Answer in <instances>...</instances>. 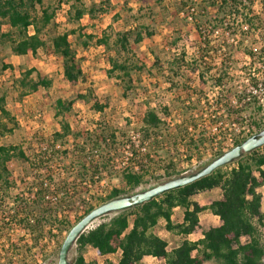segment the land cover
I'll return each instance as SVG.
<instances>
[{"label": "trees", "instance_id": "trees-1", "mask_svg": "<svg viewBox=\"0 0 264 264\" xmlns=\"http://www.w3.org/2000/svg\"><path fill=\"white\" fill-rule=\"evenodd\" d=\"M253 3L254 0H176L171 4L174 10H170V6L163 4L162 0H154V6H139L136 12H132V8H126L129 18L132 19L129 25L123 26L120 30L108 27L101 30L99 36L87 33L88 40L83 41L82 45L86 47L87 41L94 39L97 45L106 49L109 64L107 75L121 83L124 97H128L136 89L137 75L144 70L149 75L152 71L161 75L167 70L164 79L169 86L184 91L188 88L182 75L184 70L197 74L201 82L199 90L205 85V74L212 70L215 71L212 74L214 83L223 85L221 83L223 80L230 81L231 48L239 47V42L242 43L252 32L259 34L263 31L256 24L260 22L261 14L252 13ZM260 5L264 13V0H260ZM156 6L157 11L154 10ZM111 9V0H98L89 6H85L83 0H74L69 5L68 18L78 21L87 14L90 20H95L100 15L109 13ZM55 11L56 6L45 4V0H0V44L9 43L10 52L14 55L27 53L35 55L40 49L48 55H58L61 57L65 81L70 85L86 83L87 77L81 59L69 41L70 34L76 35V38L80 34H76L73 28L57 32L54 23ZM160 14L163 15L162 21H166L170 15L180 16L184 26L195 35L196 44H193L195 50L191 53L185 45L186 39L190 37V33H185V28L171 30L157 47L163 49V52L171 51L172 56L163 63L161 58L154 54L152 63L147 66L139 61L133 46L139 44L145 37L151 38L157 33L154 20ZM117 16L115 15L113 19ZM4 23L10 27L9 31H2L1 26ZM30 27L33 29L31 33ZM48 30H52L53 33L48 35ZM238 35L239 39L230 40V36ZM255 43L244 49L252 57L257 50L263 66L264 42L258 47ZM189 55L196 57L189 58ZM1 68L12 66L2 63ZM250 80L254 83L255 78ZM16 82L20 89V98L37 91L40 87L49 88L52 83L49 78L32 67L21 69ZM191 94L187 93L186 96ZM236 96L240 100L242 94ZM76 99L89 103L98 113L106 107L99 102L90 85L73 99L57 98L54 102V114L59 116L70 111ZM161 109L162 113L168 115L166 106ZM185 109L190 107L185 106ZM134 117L139 124L135 128V134L140 135L139 144L137 150L130 149L127 159L129 166L121 173L123 186L132 190L139 186L147 175H151L148 167L141 163L136 166L133 158L140 156L143 159L148 156V153H143L142 150L146 149L147 142L152 136L159 137L163 131L161 127L165 125L164 119L154 107H147L144 111L135 113ZM59 125L60 129L54 131L49 139L39 143L40 150L31 154H27L20 145L0 143V190H6L11 186L12 174L8 163L12 158L24 161V172L29 169L31 172L39 173L25 188L28 194L34 195V200H29L30 197L27 199L21 192L16 194L13 198L15 202H20L22 207L12 210L11 214L7 212L6 217L0 221V235L8 237L9 228L16 224L31 236V247L37 246L39 241L45 238L44 233L51 238L63 231L67 233L71 227L57 218L54 220L56 223L51 224L52 222L45 217V212H42L41 217L35 215L34 211L38 209L36 206L38 202L35 200L44 199L49 189L60 196L69 190L72 191L73 197H77L79 186L87 188L97 181L96 178L99 179L100 176H97L99 173L107 170L113 158L111 151L119 144L118 138L121 133L105 121L94 123L93 127L84 132H73L69 123L63 119ZM17 128L16 118L6 106V92L0 89V139L12 134ZM70 135L73 136V142L72 148L69 149L65 145ZM186 135L178 130L172 137L182 139ZM80 136L82 141L78 142ZM240 141L236 140L234 145ZM261 147L216 168L190 184L164 192L139 206L98 218L96 224L87 228L76 239L74 245L77 254L70 264H96L94 261H85L83 251L86 246L95 248L99 255L119 250L120 257L116 264H144L142 258L145 255L163 258V264H204L208 260L216 264H264V234L261 230L264 227V211L261 210L262 194L257 191L258 187L264 185V152L259 150ZM219 153L221 152L217 154ZM69 155L76 160L72 159L68 165L64 162ZM54 161L57 163L53 164ZM230 165H232L230 168L224 170ZM53 167L56 169L55 172H52ZM69 167L74 168L78 177L73 180H69L68 177L53 180L55 174L67 175ZM169 167L171 168V165ZM42 174L49 179L48 183L41 179ZM166 174L171 176L170 172ZM215 187L221 189V196L209 204L201 205L191 199L192 195ZM121 194H123L121 189L112 188L102 201ZM5 196L6 192H0L3 213ZM93 207L88 206L85 212ZM175 208L182 209L180 223H174L172 220ZM206 210L218 216L220 223L204 230L202 238L196 241L184 238L176 247L168 250L167 241L155 232L158 221L163 219L166 230L188 235L199 226L198 214ZM46 223L49 225L47 230L44 229ZM53 227H56V233L53 232ZM13 246L10 243V248ZM26 250L28 252L29 247H26Z\"/></svg>", "mask_w": 264, "mask_h": 264}, {"label": "rangeland", "instance_id": "rangeland-1", "mask_svg": "<svg viewBox=\"0 0 264 264\" xmlns=\"http://www.w3.org/2000/svg\"><path fill=\"white\" fill-rule=\"evenodd\" d=\"M97 1L83 0L85 6ZM162 1L163 4L170 6V10H174L171 4L176 0ZM73 2L74 0H45V4L50 3L56 6L54 23L57 32L73 28L76 30V34H80L77 38L76 35L70 34L69 41L76 50L77 56L81 59L83 71L87 77L86 83L79 82L76 85L67 83L63 77L61 57L58 55H48L41 49L35 55L31 53L14 55L10 52L9 43L0 44V89L6 92V106L18 123V128L12 134L0 139V143L20 145L27 154H31L33 151L40 150V142H45L54 131L60 129L59 122L61 119L69 123L73 132H84L93 127L94 123L105 121L121 134L118 138L119 144L116 145L115 150L111 151L113 158L110 161V166L107 170L99 173L100 175H97L100 176L99 179L95 177L97 180L95 183L90 184L87 188L79 186L77 197H73L72 191L69 190L60 196L49 189L44 199L35 200V202H38L36 204L38 209L34 211L35 215L41 217L42 212H45V217L52 222L51 224H55L54 220L57 218L62 219L60 222L65 225H72L86 213L88 206L95 207L102 203V200L108 196L112 188L121 189L122 196L143 190L179 174L194 171L209 162L218 152L231 148L236 140H242L264 128V110H261L255 101L247 103L236 101V94H243L247 88L245 78L257 77L261 81L264 79V65L262 66L257 50L252 57L244 49L250 48L254 42H256L255 46L257 47L262 44L261 42H264V13L261 11L260 0H254L252 13L254 15L261 14V20L256 24L263 31L259 34L252 32L242 43L239 42V47L231 48L230 81L223 80L221 82L223 85L214 83L212 74L215 71L212 70L205 74V85L199 90L201 82H199L197 74L184 70L182 75L188 86L187 91H184L181 88L169 86V83L164 79L167 70L161 75L156 74L155 71H152V74L149 75L144 70L137 75L136 89L128 97L122 95L121 83L107 75L109 64L106 49L97 45L94 39L87 41L86 47H83L82 42L88 40L86 39L87 33L99 36L101 30L108 27L113 30H120L123 26L129 25L132 19L129 18L126 8H132V12H136L139 6H154V0H111L112 9L109 13L100 15L95 20H90L89 16L85 14L78 21L68 18L69 5ZM154 10L157 11L158 7H154ZM115 15L118 16L113 19ZM162 19L163 15L160 14L154 20L157 33L153 37H145L143 41L133 46L139 61L142 64H147V66L152 63L154 54L158 55L163 63L172 56L171 51L163 52V49L157 47L164 41V37L171 33V30L185 28V33H190L185 45H187L189 52L193 53V50H195L193 45L196 44L194 42L195 35L193 32L191 33L188 27L184 26L180 16L170 15L166 21H162ZM147 21L150 22L149 19ZM1 28L2 31L10 30V27L5 23L2 24ZM29 32H33L32 27L29 28ZM51 33H53L52 30L47 31L48 35ZM232 38L237 40L239 35L230 36V40ZM194 57L196 56L189 55V58ZM2 63L11 64L12 68L2 69ZM31 67L49 78L52 81L51 86L49 88L40 87L37 91L20 98V89L16 79L20 77L21 69ZM255 81L257 80L255 79ZM90 85L99 102L106 106L101 113L94 111L89 103L76 99L70 111L59 116L54 114V102L57 98L73 99ZM186 92L188 94L192 93L191 96L187 97ZM163 106L168 108V115L162 113L161 108ZM185 106H189L190 109H185ZM147 107L156 108L164 119L165 125L161 127L163 131H161L159 137L154 138L152 136L147 142L146 149L142 150L143 153L147 152L148 156L143 159L140 156L133 158V162L137 164L136 166H139V163L143 164V166L149 168L151 175H147L143 182L132 190L123 186L121 173L129 166L127 159L130 155V149L135 151L139 144L140 135L135 134V128L139 126L134 117L135 113L144 111ZM222 110H225L228 115L225 117L220 115ZM178 125L180 126L178 127ZM178 130L181 131V134H187L186 137L182 139L172 137L173 133L178 132ZM77 140L81 142L82 137L80 136ZM72 142L73 136L70 135L67 137L65 146L69 149L72 148ZM131 145H134V147ZM259 150L264 152V146ZM72 159L76 160L72 155H69L64 163L69 165ZM55 163L57 162L54 161L53 164ZM75 165L77 166V163ZM169 165H171V168ZM24 166V161L18 158H12L8 163V168L12 174V183L8 189L0 190V192H6L3 201L5 213L1 211L0 206V221L6 217L7 212L11 214L12 210L22 207L21 203L15 202L13 198L16 194L21 192L27 199L30 197L29 200H34V195L28 194L25 188L32 182V178L39 173L31 172L29 169L24 172ZM231 166L225 167L224 170ZM51 169L52 172L56 170L54 167ZM67 170L69 171L68 176L55 174L53 180L56 181L58 178L64 179L65 177L73 180L78 177L74 168L69 167ZM166 172H170L171 176H168ZM40 177L47 183L49 182V179L43 174ZM85 180H88V178H85ZM77 181L79 180L77 179ZM76 183L78 184V182ZM259 190L264 196V187ZM203 194L206 196L207 193ZM192 198L201 203L208 202V198H205L202 194H196ZM35 202L33 205H35ZM176 213L177 215L180 214L178 210ZM97 222L98 219L91 226ZM47 228H49L48 223L44 226L45 230ZM53 228V232L56 233V227ZM158 229L163 238L169 241L174 240L169 239L165 234L162 224H159ZM261 230L264 234V227ZM8 232V237L0 235V246L3 239L5 243L8 242L14 245L11 249L8 264H23L33 260L28 254L25 255L27 253L26 247H29L32 243L31 236L16 224L9 228ZM44 234L45 238L40 240L41 247L43 246L40 247L43 256L40 264H56L58 250L66 231L51 238L47 236V233ZM244 240L245 237L242 238V241ZM76 254V248L73 245L69 251L70 262ZM205 264L215 263L207 262Z\"/></svg>", "mask_w": 264, "mask_h": 264}, {"label": "water", "instance_id": "water-1", "mask_svg": "<svg viewBox=\"0 0 264 264\" xmlns=\"http://www.w3.org/2000/svg\"><path fill=\"white\" fill-rule=\"evenodd\" d=\"M263 145L264 128H261L257 132L249 135L237 144L233 145L231 148L217 154L205 165L194 171L182 173L168 178L162 182L131 194L111 198L93 207L84 213L77 221H75L67 231L63 241L60 244L56 264H70L69 251L75 244L76 239L83 231H85L87 228H90L91 224L98 218L107 214H112L139 206L164 192L190 184L210 174L216 168L231 163L237 160L243 154L249 153Z\"/></svg>", "mask_w": 264, "mask_h": 264}, {"label": "crops", "instance_id": "crops-1", "mask_svg": "<svg viewBox=\"0 0 264 264\" xmlns=\"http://www.w3.org/2000/svg\"><path fill=\"white\" fill-rule=\"evenodd\" d=\"M262 187H264V185L258 187L257 191L260 192L259 189ZM205 192L207 193L206 196L203 194ZM260 193L262 194V192H260ZM196 194H198V195L202 194V196H204L205 198H208V202L201 203V202L194 200L192 197ZM196 194L192 195L191 199L198 202L201 205H204V204H209L212 200L218 199L221 196V189L219 187H215L213 189L201 191V192H198ZM177 210L180 212V214H178V215L176 213ZM261 210L264 211V196H263V194H262V201H261ZM175 217H176V220H175ZM198 217H199V226L196 228L195 231H193L192 233H189L188 235L177 234V233H174L172 231L166 230L164 227L165 221L163 219H160L158 221V224L155 227V232L160 237H162L160 235V231L158 229L159 224H162L163 225V231L165 232V234L169 237V239H174L173 241H171V240L169 241V240L162 237L163 239H165L167 241V249L170 250V249L176 247L180 243V241L184 238L189 239L191 241H196V240L202 238V236H203L202 233L204 230H206L212 226H217L220 223L218 216L212 214L211 212H209L207 210L200 212L198 214ZM172 220L174 223L182 222V209L181 208H175L174 209V212L172 215ZM25 241H26V237H25ZM172 242H173V244H172ZM40 243L41 242L39 241V244L35 247H31L32 243L30 244L29 250L25 255L28 254L29 257L33 258V260H31L29 263H23V264H40L41 263V261L43 260V256H42L40 251L42 250L41 248L43 246L41 247ZM170 244H172V245H170ZM11 249L12 248H10V244L8 242L5 243V240L3 239V242L0 246V264H8L9 258L11 257V251H12ZM19 250H21V249H19ZM83 257H84L86 262L94 261L96 264H116L119 257H120V251L117 250L114 253L99 255L96 252L95 248H93L91 246H86L84 251H83ZM4 260L6 261V263ZM142 262L144 264H163L164 259L163 258H157V257L151 256V255H145L142 258ZM207 262H214V261L208 260V261H205L204 264Z\"/></svg>", "mask_w": 264, "mask_h": 264}, {"label": "built area", "instance_id": "built-area-1", "mask_svg": "<svg viewBox=\"0 0 264 264\" xmlns=\"http://www.w3.org/2000/svg\"><path fill=\"white\" fill-rule=\"evenodd\" d=\"M255 79L257 81H254V83L251 82L250 78L244 79L245 83H247V88L245 92L242 94L241 99L239 101L246 102V103L255 101L258 107H260L261 110H264V79L262 81L257 77ZM223 100H226V99H223ZM237 100L238 99H236V101ZM220 115H223L225 117L228 114L227 112L225 113V110H222L220 112Z\"/></svg>", "mask_w": 264, "mask_h": 264}]
</instances>
